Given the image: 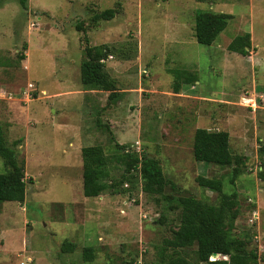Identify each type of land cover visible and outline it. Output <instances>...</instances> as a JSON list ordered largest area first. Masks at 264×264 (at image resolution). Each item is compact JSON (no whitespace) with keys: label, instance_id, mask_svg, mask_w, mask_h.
<instances>
[{"label":"rangeland","instance_id":"1","mask_svg":"<svg viewBox=\"0 0 264 264\" xmlns=\"http://www.w3.org/2000/svg\"><path fill=\"white\" fill-rule=\"evenodd\" d=\"M110 8L119 10L113 19L92 20ZM201 11L233 15L211 45L195 37ZM243 32L251 33L249 56L228 49ZM87 40L113 51L104 60L120 92L113 100L82 86ZM0 125L27 180L24 202L0 204V264L158 261L178 227L176 197H222L200 186V175L223 179L240 208L234 233L264 264V0H28L27 8L0 0ZM199 127L229 132L243 157L234 182L233 166L195 159ZM117 142L160 160L163 195L144 192L139 176L85 196L82 148L100 144L114 158L123 152ZM9 167L0 155V172ZM110 171L118 180L124 166L112 159ZM66 241L75 249L63 250ZM88 246L92 261L83 257Z\"/></svg>","mask_w":264,"mask_h":264},{"label":"trees","instance_id":"2","mask_svg":"<svg viewBox=\"0 0 264 264\" xmlns=\"http://www.w3.org/2000/svg\"><path fill=\"white\" fill-rule=\"evenodd\" d=\"M24 8L28 0H17ZM206 1V0H198ZM119 12L118 8H110L96 12L92 20H110ZM229 13L211 11L197 12L195 15V37L200 44L211 45L219 34L227 27ZM87 39V38H86ZM26 47V46H25ZM232 52L249 56L252 49L250 32L237 35L228 45ZM113 52L106 44L87 45L84 48L85 58L81 62V83L86 90L109 91L108 98L113 100L120 94L116 80L106 69V60ZM124 58L131 56L123 55ZM25 55H22L24 58ZM178 76H180L178 74ZM176 92L180 83H176ZM36 95V93H35ZM122 153H116L113 158L107 154L100 144L84 146L83 158V191L85 196L94 197L107 190L116 192L126 183L132 184L136 177L143 181V191L150 195H163L168 179L159 159L146 153L126 150L119 142ZM193 153L197 161L214 163L220 166H233V178L240 174V164L243 157L233 153L230 134L225 130H210L199 127L195 130ZM0 155L8 160L9 168L0 172V204L6 201L24 202L27 195V180L25 167L17 159L16 149L8 146L3 127L0 125ZM112 159L118 160L124 166L120 179L113 178L110 171ZM259 175L264 179V164L258 167ZM32 179L30 178V181ZM200 186L222 194L216 202L198 198L192 194H180L176 197L180 208L179 223L173 235L165 239L160 250V258L151 264H258L260 255L257 248L251 247V241L234 233L236 220L240 214L239 205L233 201L234 196L224 190L221 178L198 176ZM131 190V187L129 188ZM124 189V190H129ZM236 197V195H235ZM75 243L66 241L62 249L72 251ZM95 247L88 246L83 250V257L92 261L95 257ZM221 254L228 259L211 260L212 255ZM129 264H138L130 262Z\"/></svg>","mask_w":264,"mask_h":264},{"label":"built area","instance_id":"3","mask_svg":"<svg viewBox=\"0 0 264 264\" xmlns=\"http://www.w3.org/2000/svg\"><path fill=\"white\" fill-rule=\"evenodd\" d=\"M35 90H36L35 84L33 82H29L28 85H27V87L24 90V96H25V98L28 99V100H30L31 97H32V95H34L36 93V92H34ZM138 146L139 145H136L135 147H137L136 148V151L139 153L140 151H139V147ZM219 255H221V254H214V255H212L211 260H215V259H218V258H222V259H225V260L228 259V256H226V255H222V257H219Z\"/></svg>","mask_w":264,"mask_h":264}]
</instances>
